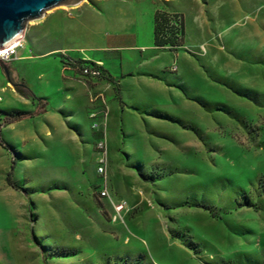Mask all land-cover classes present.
I'll use <instances>...</instances> for the list:
<instances>
[{
  "label": "rangeland",
  "instance_id": "obj_1",
  "mask_svg": "<svg viewBox=\"0 0 264 264\" xmlns=\"http://www.w3.org/2000/svg\"><path fill=\"white\" fill-rule=\"evenodd\" d=\"M156 10L182 15L175 52L152 45ZM119 35L137 48L106 49ZM21 39L12 81L48 100L2 127L29 106L0 91V264H264V0H80ZM60 55L99 62L121 93L62 90Z\"/></svg>",
  "mask_w": 264,
  "mask_h": 264
},
{
  "label": "water",
  "instance_id": "obj_2",
  "mask_svg": "<svg viewBox=\"0 0 264 264\" xmlns=\"http://www.w3.org/2000/svg\"><path fill=\"white\" fill-rule=\"evenodd\" d=\"M80 0H0V49L10 45L24 32L28 22L38 20L43 13L54 7L74 5ZM3 76L18 93L23 92L16 82H11L9 68L1 64Z\"/></svg>",
  "mask_w": 264,
  "mask_h": 264
},
{
  "label": "trees",
  "instance_id": "obj_3",
  "mask_svg": "<svg viewBox=\"0 0 264 264\" xmlns=\"http://www.w3.org/2000/svg\"><path fill=\"white\" fill-rule=\"evenodd\" d=\"M184 43V23L181 14L168 13L161 10H156L153 15V33H152V44L154 47L159 49L168 48L170 52H175L177 49L181 48ZM84 63V62H77ZM87 63V62H86ZM90 65L93 63L88 62ZM105 73V70L101 68ZM106 74V73H105ZM105 80L109 81L108 78ZM21 88L23 91V97L32 100H40L36 98L24 85L21 83ZM41 101V100H40ZM34 113H19L13 116L12 114H5L3 123L1 126H7L27 118H31ZM0 147L9 150V147L5 145L0 137ZM15 166V161L12 159L9 167V171L6 173L5 182L11 188H16L12 182V172Z\"/></svg>",
  "mask_w": 264,
  "mask_h": 264
},
{
  "label": "built area",
  "instance_id": "obj_4",
  "mask_svg": "<svg viewBox=\"0 0 264 264\" xmlns=\"http://www.w3.org/2000/svg\"><path fill=\"white\" fill-rule=\"evenodd\" d=\"M19 48H22V39H19L16 42H12L10 45L0 49V65H8L10 62L16 59L17 50ZM61 56V65L63 70H71L76 75V77L80 80H83L86 82L90 81L92 79L105 80L106 76L103 70L101 69L102 66L100 63H94L90 61L80 60V59H71L66 55H60ZM84 62L79 63L77 62ZM87 62V63H86ZM88 62L93 63L94 65L88 64ZM96 94V93H95ZM94 100L101 101V104L103 105L104 102H102L101 95L94 96ZM93 101V100H92ZM92 119L96 118V114L90 115ZM102 120L106 117V111L101 114ZM93 129L98 130L99 125L97 122H94L92 124ZM97 128V129H96ZM97 149V158H96V172L99 175H103L105 172L106 164H107V158H106V144L105 140L101 139L98 141L96 145ZM98 196L100 198H108V194L105 188H100L98 192Z\"/></svg>",
  "mask_w": 264,
  "mask_h": 264
},
{
  "label": "crops",
  "instance_id": "obj_5",
  "mask_svg": "<svg viewBox=\"0 0 264 264\" xmlns=\"http://www.w3.org/2000/svg\"><path fill=\"white\" fill-rule=\"evenodd\" d=\"M154 15V14H153ZM152 24H153V17H152ZM126 36V37H125ZM23 40V39H22ZM27 43L28 42H26V41H24V43H22V48L26 51V45H27ZM137 42L135 41V40H133V38H132V36L131 35H119V36H108L107 38H106V45H105V47H106V49H108V50H112V51H119V50H126V49H136L137 48V44H136ZM153 45V44H152ZM54 52H44L43 54H39L38 55V57H40V58H46V57H48V56H50V55H54L53 54ZM26 55V54H25ZM24 56V55H23ZM24 59H26V60H30V56H26V58H24ZM15 60H17V58L15 59ZM14 61V60H13ZM12 61V62H13ZM12 62H10L8 65H7V67L9 68V65L12 63ZM97 63H99V62H97ZM103 68V67H102ZM9 70H10V75H11V82H15L14 80L12 81V79L14 78V75L16 76V77H18L17 75H18V73L17 72H15L14 70L12 71L10 68H9ZM65 71V70H64ZM66 71H69V72H71V70H66ZM105 73L107 74V76H108V79L110 78V79H112L113 81H115V82H117V84H118V86H119V90H120V93H121V85L119 84L120 82H119V80L117 81V79H118V77H114V76H112L111 74H110V72H108V71H105ZM105 74V75H106ZM73 75H75L74 73H73ZM130 77H132L133 76V74L132 75H129ZM40 77V76H39ZM56 82H62V90L63 89H68V87L70 86L69 84H70V82H68V81H66L67 79L69 80V81H76V80H79V79H76L77 77H76V75H75V79L74 78H67V77H65V79H63V78H61V76H60V74H59V71H57V74H56ZM122 78V77H121ZM19 80L21 81V83H24V85H27V83L25 82V80H23L22 78H19ZM7 81V80H6ZM78 82V81H77ZM108 81L107 80H105V82H100V83H102V84H106ZM21 83H18L19 85H21ZM102 84H99V83H90V85H91V89L92 90H95V91H99L101 88H102ZM8 85H10L9 83H8V81H7V83H2L1 84V88H0V91H7L10 95H11V98H13L14 100H18V101H21V100H19V99H17L16 97H15V90L13 89V87L11 86V87H9ZM45 85H50L49 84V82H46L45 83ZM28 86V85H27ZM31 89H33V88H31ZM45 89V88H44ZM44 89L43 90H39V95L40 96H42V98H40V99H43V100H48V97H43V95L44 94H42V92L44 91ZM20 90V89H19ZM21 91H22V89H21ZM23 92V91H22ZM23 94V93H22ZM22 97H20L21 99H22V103L23 104H25V105H27V106H29V108H28V110H26V111H23V112H25V113H29V112H31L32 110V104H31V102H30V100H29V98H25V97H23V95H21ZM0 101H2V98L0 97ZM5 111H7V112H9L10 111V109H4ZM4 138L7 140V138H6V136H5V134H4ZM7 141H9V140H7Z\"/></svg>",
  "mask_w": 264,
  "mask_h": 264
},
{
  "label": "bare ground",
  "instance_id": "obj_6",
  "mask_svg": "<svg viewBox=\"0 0 264 264\" xmlns=\"http://www.w3.org/2000/svg\"><path fill=\"white\" fill-rule=\"evenodd\" d=\"M74 7H76V6H74ZM19 39H21V36L18 39H16L14 42L18 41Z\"/></svg>",
  "mask_w": 264,
  "mask_h": 264
},
{
  "label": "flooded vegetation",
  "instance_id": "obj_7",
  "mask_svg": "<svg viewBox=\"0 0 264 264\" xmlns=\"http://www.w3.org/2000/svg\"><path fill=\"white\" fill-rule=\"evenodd\" d=\"M17 88L20 89V90L22 89V88H21V85H19Z\"/></svg>",
  "mask_w": 264,
  "mask_h": 264
}]
</instances>
